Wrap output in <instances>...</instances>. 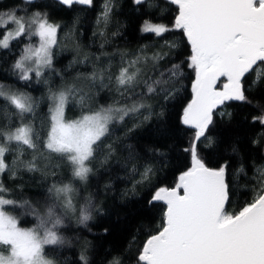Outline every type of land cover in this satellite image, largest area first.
I'll return each instance as SVG.
<instances>
[{"label": "snow or ice", "instance_id": "obj_1", "mask_svg": "<svg viewBox=\"0 0 264 264\" xmlns=\"http://www.w3.org/2000/svg\"><path fill=\"white\" fill-rule=\"evenodd\" d=\"M23 2L33 5L35 0ZM132 2L143 5L146 0ZM55 3L74 10L76 5L91 8L94 0ZM170 3L177 8L171 26L145 20L140 30L158 38L179 32L180 43L186 42L190 49L186 67L193 70L195 79L180 123L194 130L184 149L191 166L178 175L173 187H159L147 201L149 208L157 203L164 205L163 220L143 243L137 264H264V167L257 169L256 196L238 211L228 212L229 163L225 159L217 167H209L200 155L201 143L207 148L215 144L216 150H221L210 132L217 109L231 101L250 102L246 91L252 88L264 91V0ZM112 8V0H104L97 24L103 21L107 25ZM61 28L47 12L25 9V14L19 15L16 10L0 11V52L12 54L11 74L25 82V87L33 80L46 86L45 95L36 99L0 84V112L7 113L5 122L0 124V264H59L60 247L70 243L62 230L69 229L73 221L86 228L93 215L102 211L88 191L90 177L101 169L112 170L111 163L120 164L122 150L127 149L128 154L121 166L129 172L131 165L130 174L140 177L124 195H134L137 184L151 180L157 169L147 161L138 164L139 154L126 141L142 123L154 115L163 116L164 104L175 98L183 73L181 63L174 60L161 66L179 47L165 39L151 55L147 45L131 55L117 50L118 74L110 71L111 60L98 63L109 53L81 57L77 46L68 67L90 63L92 71L77 72L69 82L67 70L57 69L54 63ZM100 35H105L103 30ZM33 37L37 38L35 43ZM13 41L23 46L14 45ZM81 80L86 82L83 86L78 83ZM105 89L114 90L130 103L114 100L105 105L97 101L98 106H93L92 93L99 96ZM42 102L48 108L46 129L37 128L34 122ZM72 108H79L80 114L67 119L66 112ZM126 118L139 123L129 128ZM252 119L264 125V107ZM117 126H123V135L115 131ZM232 151L237 149L233 146ZM39 161H44L43 167ZM23 171L41 173L47 181L42 203L8 195L12 189L5 185V176L16 180ZM238 172L243 173L244 168L241 166ZM10 208L24 209L34 218V226L20 227ZM80 260L88 264L83 252ZM108 264H120V260L113 259Z\"/></svg>", "mask_w": 264, "mask_h": 264}, {"label": "trees", "instance_id": "obj_2", "mask_svg": "<svg viewBox=\"0 0 264 264\" xmlns=\"http://www.w3.org/2000/svg\"><path fill=\"white\" fill-rule=\"evenodd\" d=\"M103 4L104 0H94L91 8L76 5L74 10H69L56 4L55 0H37L33 5L25 4L23 0H0V11L16 10L19 15H24L25 9L28 12H47L53 22L61 24L62 28L57 37L59 46L54 49V63L57 69L67 70L69 82L77 72L92 71L90 63L68 67L76 56L77 46L81 57L85 54L92 57L103 52L109 53V56H102L98 63L111 60L110 71L118 74L120 58L117 50L131 55L141 46L147 45L148 54L151 55L152 51L161 48L165 39L179 44L173 54L161 62V66H165L168 60H174L181 63L183 68L175 98L164 104L162 117L157 118L154 115L151 120L135 128L126 141L139 154L141 159L138 164L150 162L157 171L150 181L136 185L134 195H124L132 189L133 182L140 178L138 174H130L131 165L129 172H125L121 166L123 157L128 154L127 149H124L120 164L111 163L109 168L112 170L105 172L101 169L90 177L88 191L93 194L102 211L93 215L86 228L77 226L73 221L69 229L62 230L70 243L60 247L59 264H83L80 260L82 252L87 257L88 264H108L113 259H119L120 264H137L136 258L143 243L149 234L159 229L163 220L164 205L157 203L149 208L147 201L159 187H173L178 175L191 166L190 156L184 149L192 139L194 130L180 123L183 108L191 100V84L195 79L193 70L186 67L190 49L186 42L180 43L179 32H169L158 38L151 34H142L140 30L145 20L171 26L177 14L176 6L172 5L170 0H146L143 5H135L132 0H112V13L105 26L103 21L97 24ZM74 21L76 23L73 26ZM101 30L104 31V36L100 35ZM36 39L33 37L32 42L35 43ZM21 40L25 44L28 43L24 37ZM13 44L23 46L18 41H13ZM15 50L18 53L19 47ZM12 61V54L0 52V84L6 88L11 86L12 90L24 91L36 99L44 96L46 86L43 83L33 80L25 87V82L18 81L11 74ZM85 83L81 80L79 84L83 86ZM92 95L93 106H98L97 101L105 105L113 103L114 100H119L122 104L130 103L114 90L109 92L105 89L99 96L94 92ZM246 95L250 102L231 101L224 105L223 109H217L210 132L214 140L218 141L221 150L218 152L215 144L212 148L205 147L203 143L200 145V155L207 166L217 167L225 159L229 163L230 199L226 205L228 212L238 211L256 196L259 188L257 169L264 167V147H261V144H264V125L252 119L261 114V108L264 107V91L252 88L246 91ZM221 111L226 114L219 115ZM47 112V103L42 102L36 110L34 122L37 128H47ZM79 114V108H72L66 112V118L74 119ZM6 117L7 113L0 112V124L5 122ZM140 119L142 120V117ZM125 122L127 127L131 128L133 123H139V120L126 118ZM122 128L123 126H117L115 131L123 135ZM254 140L257 143H253ZM233 146L237 149L236 152L232 151ZM161 152L164 153L163 156L159 155ZM39 164L43 167L44 161H39ZM241 166L244 168L243 173L238 172ZM51 179L49 177V181ZM4 180L5 185L12 189L8 194L12 198L27 199L34 204L43 202L47 181L42 179L41 173L23 171L16 180L8 179L7 176ZM18 185H22V188ZM9 210L19 219L20 227L34 226V218L25 214L24 209Z\"/></svg>", "mask_w": 264, "mask_h": 264}, {"label": "rangeland", "instance_id": "obj_3", "mask_svg": "<svg viewBox=\"0 0 264 264\" xmlns=\"http://www.w3.org/2000/svg\"><path fill=\"white\" fill-rule=\"evenodd\" d=\"M83 81V80H82ZM78 83H80V81H78ZM84 83V82H83ZM81 85H82V82H81Z\"/></svg>", "mask_w": 264, "mask_h": 264}, {"label": "water", "instance_id": "obj_4", "mask_svg": "<svg viewBox=\"0 0 264 264\" xmlns=\"http://www.w3.org/2000/svg\"><path fill=\"white\" fill-rule=\"evenodd\" d=\"M35 1H37V0H35ZM222 79H224V78H221V80H222Z\"/></svg>", "mask_w": 264, "mask_h": 264}]
</instances>
